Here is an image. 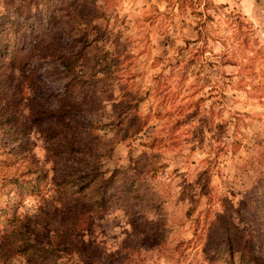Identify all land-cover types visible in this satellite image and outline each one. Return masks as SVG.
Masks as SVG:
<instances>
[{"label": "rangeland", "instance_id": "374dc122", "mask_svg": "<svg viewBox=\"0 0 264 264\" xmlns=\"http://www.w3.org/2000/svg\"><path fill=\"white\" fill-rule=\"evenodd\" d=\"M52 13L65 43L81 50L78 76L91 81L75 110L82 132L92 131L79 163L93 179L72 206L74 189L32 117L62 84L43 75L40 96L16 77L15 125L39 174L18 216L56 249L44 264H220L207 249L196 254L204 240L194 233L222 205L246 217L253 177L264 174V0H0V16L27 30ZM5 120L0 146L12 140ZM2 165L0 174L12 172ZM112 177L129 188L105 196H138L150 224L132 225L121 203L99 211L94 190ZM0 264L26 259L0 248Z\"/></svg>", "mask_w": 264, "mask_h": 264}, {"label": "trees", "instance_id": "16d2710c", "mask_svg": "<svg viewBox=\"0 0 264 264\" xmlns=\"http://www.w3.org/2000/svg\"><path fill=\"white\" fill-rule=\"evenodd\" d=\"M5 17L0 16V116L6 119L3 131L12 135V140L0 146V157L6 156L0 163L3 170L11 167L12 172L7 170L0 174V248L18 252L25 257L26 264H44L56 249L50 243H38L34 226L23 223L18 216L25 197H32L39 190V174L34 157L28 154V140L21 126L15 125L17 109L21 107L13 97L21 85L15 78L21 76L40 96L49 89L43 75L62 84L56 94L51 92L41 96L44 103L40 100L35 103L32 117L42 125L48 157L62 167L63 184L74 189L76 198L72 200V206H77L80 196L91 191L93 179L79 163L85 152L83 140L87 141L92 131L82 132L85 122L75 110L78 94L91 81L78 76L82 69L79 64L81 50L65 43V32L57 22V13L36 18L31 30L23 23L16 24ZM25 73L26 77L23 76ZM9 97L12 99L10 104L1 107L3 98ZM48 98L55 101L53 107H45ZM11 104L15 112L7 114L5 108ZM253 182L254 189L248 196L252 203L245 208L248 218L247 215L241 217L233 206L222 205V212H215L200 230H195L196 240H204V246L196 250L197 255L205 258L204 250L207 249L212 260L220 264H264V174L258 173ZM116 183L115 177L102 178L96 186L94 195L99 211L106 210L107 203H121L124 215L132 225L134 221L142 220L150 224L138 208V196H130L125 189L118 190L112 197L105 196L107 189L129 188L116 186Z\"/></svg>", "mask_w": 264, "mask_h": 264}]
</instances>
